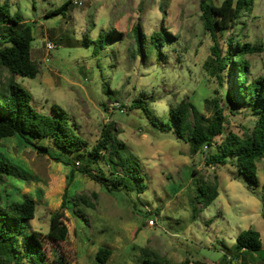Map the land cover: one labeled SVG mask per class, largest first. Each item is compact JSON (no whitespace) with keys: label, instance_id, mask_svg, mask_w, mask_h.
<instances>
[{"label":"rangeland","instance_id":"rangeland-1","mask_svg":"<svg viewBox=\"0 0 264 264\" xmlns=\"http://www.w3.org/2000/svg\"><path fill=\"white\" fill-rule=\"evenodd\" d=\"M63 1L0 0V21L4 13L18 14L31 27L30 57L40 64L35 77L13 75L14 80L29 92L35 108L45 113H52V106L65 111L89 145L96 143L105 126H111L137 157L146 185L138 194L134 190L127 196L107 192L79 172L69 181L67 165L20 144L16 137L1 139L0 151L17 162L24 179L4 178L0 189L12 191L14 187L15 197L27 194L37 202L26 231L45 233L50 213L60 208L65 192L70 199L78 192H95L94 208L79 210L88 222L75 220L63 209L67 238L56 248L68 264H146L145 246L155 248L172 264L186 257L190 264H231L229 249L237 234L247 228L259 232L262 247L253 262L244 264H264V158L257 162L258 184L250 186L240 174L231 177L233 166H206L205 153H191L173 128L155 129L144 111L128 108L139 90L146 89L154 96L150 105L159 117L165 116L167 104H176L187 95L206 116L212 113L206 99L216 95L218 86L202 66L212 44L202 25L203 0H83L79 7L71 5L65 15H44ZM212 1L219 4L222 0ZM263 15L264 0H252L251 11L240 19L235 32L239 41L262 48L247 56L251 77H264ZM136 24L146 46L152 31L162 28L169 34L160 62L154 51L143 56L136 52ZM99 33L104 45L98 54L92 42L80 43ZM223 34L220 44L226 38ZM47 40L55 48L45 61ZM9 78L11 74L0 68V82ZM116 100L124 106L116 107ZM226 117L225 131L242 134V127L248 130L253 124L248 113L232 115L226 110ZM192 168L205 180L217 177L219 192L207 207H200L196 217H192V201L197 173L191 175ZM100 246L111 249L104 263L95 260Z\"/></svg>","mask_w":264,"mask_h":264},{"label":"trees","instance_id":"trees-1","mask_svg":"<svg viewBox=\"0 0 264 264\" xmlns=\"http://www.w3.org/2000/svg\"><path fill=\"white\" fill-rule=\"evenodd\" d=\"M71 5V0H64L57 7L46 10L44 15H65ZM251 6L252 0H222L219 4L203 0L200 4L202 25L212 40L209 55L202 66L215 77L218 86L216 95L206 99L212 105L209 116L202 113L187 95L176 104H167L165 116L159 117L153 113L150 105L154 96H150L146 89L139 90L128 108L144 111L155 129L173 128L177 137L189 144L191 153H205L206 166L229 164L235 168L231 177L236 178L240 174L248 185L256 186L257 162L264 158V77L250 76L247 56L261 52L262 48L241 42L235 35L240 19L251 11ZM133 31L139 55L154 51L158 62L165 57L161 47L167 43L169 34L162 28L151 32L147 46L138 24ZM223 33L226 38L220 44ZM32 38L31 27L22 23L18 14L4 13L0 21V68L9 72L11 78L5 83L0 82V140L16 137L20 144L34 147L39 153L67 165L69 181L75 172H79L110 193L124 192L130 196L134 190H137V194L144 190L146 184L137 157L113 133L111 126H105L96 143L89 145L74 123L67 119L65 111L58 112L52 106L53 114L45 113L31 104V95L14 80L13 75L29 78L37 75L40 64L30 57ZM83 42H92L95 54L104 45L102 33L90 41H80ZM116 102L118 106H124L123 102ZM226 110L232 115L239 111L248 113L252 117V126L248 130L242 127V134L229 129L225 131ZM205 145L208 152L203 149ZM190 173H197L196 195L192 201V217H196L201 208L207 207L218 196V182L214 176L211 180L203 179L195 168ZM4 178L19 180L24 179V174L11 156L0 151V180ZM66 193L60 208L51 211L48 229L43 233L36 229L26 231V222L35 216V199L27 194L15 197L14 187L12 191L0 189V264H68L56 248L67 238L63 209L66 208L75 220L88 222L79 210L93 209L97 194L78 192L70 199ZM261 247L259 232L252 228L244 229L237 234L229 249L228 261L231 264L233 260L243 264L246 260L253 262V255ZM142 251L148 257L146 264H172L155 248L145 246ZM110 254L108 246H100L95 260L104 263ZM190 262L186 257L180 264Z\"/></svg>","mask_w":264,"mask_h":264},{"label":"built area","instance_id":"built-area-1","mask_svg":"<svg viewBox=\"0 0 264 264\" xmlns=\"http://www.w3.org/2000/svg\"><path fill=\"white\" fill-rule=\"evenodd\" d=\"M71 3H72L73 6L79 7L83 3V0H71ZM54 48H55V44L51 40H47L46 43H45V50H46L45 58H44L45 61L48 60L49 52L52 51ZM116 107H118V104H117ZM203 149L206 150L207 146L205 145ZM233 264H238V261L237 260H233Z\"/></svg>","mask_w":264,"mask_h":264}]
</instances>
